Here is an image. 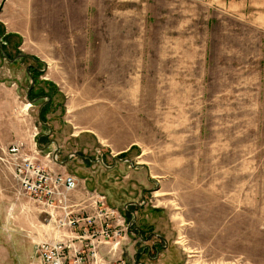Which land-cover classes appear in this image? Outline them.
Segmentation results:
<instances>
[{"label": "rangeland", "instance_id": "obj_1", "mask_svg": "<svg viewBox=\"0 0 264 264\" xmlns=\"http://www.w3.org/2000/svg\"><path fill=\"white\" fill-rule=\"evenodd\" d=\"M233 1L70 0L69 25H59L64 11H41L38 24L24 27V41L14 46L0 27L10 59L27 55L10 62L0 49V157L12 144L27 142L26 152L38 151L46 161L49 148L41 151L38 137L48 131L45 124L59 127L65 108L52 100L39 113L58 87L68 94L67 105L79 99L85 107L113 108V125L117 94L124 92L126 125L142 142L137 161L149 162L160 180L149 196L189 228L183 239L192 250L189 264H264V0H246V6ZM67 34L73 41L49 39ZM31 67L39 71L31 91L35 103L27 96ZM101 155L58 157L121 213L125 205L133 209L122 198L142 191L106 187L101 169L125 164L117 174L132 186L137 173L147 178V170ZM42 158L37 163L45 165ZM12 176L0 166L1 186H10ZM108 180L115 187L119 181L111 174ZM4 200L0 264H31L35 245L54 240L53 218L26 195L12 211Z\"/></svg>", "mask_w": 264, "mask_h": 264}, {"label": "crops", "instance_id": "obj_2", "mask_svg": "<svg viewBox=\"0 0 264 264\" xmlns=\"http://www.w3.org/2000/svg\"><path fill=\"white\" fill-rule=\"evenodd\" d=\"M240 3L242 2L234 0L231 4L240 6ZM244 3L246 6V0H244ZM92 6H90V8ZM0 7V27L5 35L9 37L8 43L10 46H14L16 40L21 42L24 41L26 32V28L24 27L28 29V27L36 26L41 11H43L44 14L47 13V10L49 11L48 13H52L53 10L59 12L64 11V13L58 14L60 16L59 25H69L72 18L71 14H69L70 10H72L70 7V0H0ZM48 18H52V15H48ZM48 35L50 36V34ZM49 39L53 42H69L73 41L74 36L67 34L66 37L60 36L53 38L52 36L49 37ZM124 96V92L117 94V124L113 125L112 122H109L114 118L113 108L107 105H100V103L85 107L83 103L80 104L82 100L79 99L72 100L67 105L70 99H68V94L59 87L57 92H55L53 96V106L56 107L57 105L54 103L57 102L63 103L65 113L60 117L61 119H58V128L48 124L51 129V135L45 137H47L48 141L53 142V144L48 149L49 152L46 161L43 160L40 154L37 155L38 159L42 158V161L48 168L60 173L75 175V173H70L65 165L66 162H62L64 160L58 157L59 154H61L63 158L67 157L70 159L72 157H77L82 152L83 155L90 152L94 155L95 151L96 154L102 151L104 156L101 155V158L103 161L105 158H112L113 161H120L122 163H127V161L130 160L133 162L134 168H140L139 170L146 169L148 175L147 178H143L141 173H137L136 176L138 179L135 180L132 186L130 185V181L126 182L123 180V176L117 174L119 169L125 167V164L115 163L110 167L107 166L101 169L102 178L104 179L103 181L106 187L110 185L113 188H117V191H119L121 187L131 186L134 190V195L137 190L142 191V195L137 198L127 200L126 198H122L125 204L134 206V208L130 210L128 206L125 205L123 213H121L120 208L114 206L112 202H110L111 200L106 193L96 188H89L90 186L86 179L83 180V184L79 182L78 189L68 196L66 210L63 211L62 209H58L53 213V238L54 240L74 238V241L79 246L87 242L77 239L78 236H85L87 232L86 229L80 227L76 229L77 231H74L67 227H61L58 220L65 216V212L93 215L98 208V196L103 195L106 197V205L117 210L125 221L126 217L130 218L132 215L134 216L133 218L131 217L132 221H130V224H127L126 232L125 229L121 230L122 238L117 246L114 247L113 242L101 244L99 246V255L106 264H189L192 250H188L183 244V239L186 238L184 241L187 242L189 238V228L184 230L185 225L182 222L179 223L177 217L168 214L163 207L153 204V200L149 196L150 191L154 189V186H156L158 184L157 182H160V180L154 179L156 175L151 173V165L149 162L144 161L140 163L137 161L141 156L140 151L142 150V142L140 136L132 134L134 132L129 133L132 127L131 124L126 125V122H129V118L128 115L125 114ZM42 134V138L44 139V135L49 134V129L46 132H42L41 135ZM39 137L41 138L40 135ZM25 145L28 148L29 143L26 142ZM55 153H57L56 156ZM122 154L126 156L123 159L119 158ZM9 158V155L0 157V166L10 169L13 175V169ZM97 160H100V157L97 156ZM85 164L88 166L87 168L91 169H96L98 167L96 162L92 163L91 166L89 162H85ZM84 168L85 167L82 166V169ZM110 174L113 176L116 175L119 180L116 187L114 184L111 185V183H109L108 177ZM8 187H6L5 184L3 186L0 185V207L6 203L4 200V198H6L10 202H16L14 205H11L9 202L10 205L7 206V210L12 211L15 206L17 207L18 201L21 199L19 186L14 176L10 177V186ZM134 195L131 196L133 197ZM131 225H134L133 229H130ZM99 226L100 223L97 222L96 228ZM130 234L134 235V237L136 236V239L132 241ZM139 234L143 235L142 239L139 237ZM123 240L126 241L123 242ZM126 252L128 256H125Z\"/></svg>", "mask_w": 264, "mask_h": 264}, {"label": "built area", "instance_id": "obj_3", "mask_svg": "<svg viewBox=\"0 0 264 264\" xmlns=\"http://www.w3.org/2000/svg\"><path fill=\"white\" fill-rule=\"evenodd\" d=\"M38 153L26 152L24 142L12 144L6 151L20 194L28 196L53 217L58 209L66 210L68 196L78 189L79 180L75 175L38 164ZM97 205L93 215L65 212V216L58 220L61 227L74 231L80 227L86 229L85 236H78L77 239L87 242L79 246L74 238L40 241L35 245V259L31 264H106L98 248L110 242L117 246L126 221L117 210L106 205L105 196H98ZM97 222L100 223L98 228Z\"/></svg>", "mask_w": 264, "mask_h": 264}, {"label": "water", "instance_id": "obj_4", "mask_svg": "<svg viewBox=\"0 0 264 264\" xmlns=\"http://www.w3.org/2000/svg\"><path fill=\"white\" fill-rule=\"evenodd\" d=\"M0 49L3 51V44L0 42ZM5 53V52H4ZM27 55L26 54H19V55H17L14 59H10V62H14V61H16V60H18V59H20V58H24V57H26ZM27 71H28V69H27ZM30 77H31V79H32V81H31V85H30V87H29V90H28V93H27V96H28V99H30V93H31V91H32V89L34 88V86H35V80H34V78H33V76L30 74ZM39 98H37V99H34V100H31L30 99V101H31V103H35L37 100H38ZM45 99H46V101H45V103L42 105V107H41V111H40V113H39V116H41V112H42V108L46 105V104H48L50 101H51V98L50 97H45ZM45 124V123H44ZM46 125V127L49 129V134H47V135H45V136H50L51 135V129H50V127L47 125V124H45ZM39 143H40V137L38 138V140H37V147L39 148V149H41V151H46L52 144H53V142H50V143H48L45 147H43V148H40V146H39ZM58 152V151H57ZM56 154L57 153H55V156H56ZM99 161H101V160H99ZM102 162V161H101ZM128 162H130L131 163V166H133V164H132V162L130 161V160H128ZM132 226V225H131Z\"/></svg>", "mask_w": 264, "mask_h": 264}, {"label": "trees", "instance_id": "obj_5", "mask_svg": "<svg viewBox=\"0 0 264 264\" xmlns=\"http://www.w3.org/2000/svg\"><path fill=\"white\" fill-rule=\"evenodd\" d=\"M0 35H2V33L0 32ZM6 46L5 45H3V52H6ZM4 56H5V58H7L8 60H10V56H9V54L8 53H4ZM35 61H39L37 58H35V57H32ZM29 72H31L30 74L32 75V76H35V74H39V71H38V69H36V68H33V67H31L30 68V71ZM32 93V92H31ZM31 93H30V99H31ZM47 97H50L51 98V101L46 105V107H44L43 109H42V112H41V114H44V112H45V109L47 108V106H49V105H51V103H52V100H53V96H47ZM42 119H43V117H42ZM120 157H125V154H122V155H120Z\"/></svg>", "mask_w": 264, "mask_h": 264}, {"label": "flooded vegetation", "instance_id": "obj_6", "mask_svg": "<svg viewBox=\"0 0 264 264\" xmlns=\"http://www.w3.org/2000/svg\"><path fill=\"white\" fill-rule=\"evenodd\" d=\"M46 105H47V104H46ZM46 105H45L44 107H46ZM44 107H43V108H44ZM40 136H41L40 140H42V139H43V138H42V137H43V134H42V135L40 134ZM44 137H45V135H44ZM45 138L47 139V137H45ZM45 138H44V139H45ZM49 142H50V141L45 142V145H43V146L45 147ZM133 226H134V225L131 226L132 229H133Z\"/></svg>", "mask_w": 264, "mask_h": 264}, {"label": "bare ground", "instance_id": "obj_7", "mask_svg": "<svg viewBox=\"0 0 264 264\" xmlns=\"http://www.w3.org/2000/svg\"><path fill=\"white\" fill-rule=\"evenodd\" d=\"M34 89V88H33Z\"/></svg>", "mask_w": 264, "mask_h": 264}]
</instances>
